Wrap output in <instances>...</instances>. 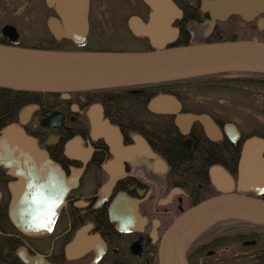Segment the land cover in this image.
<instances>
[{
	"label": "flooded vegetation",
	"instance_id": "flooded-vegetation-1",
	"mask_svg": "<svg viewBox=\"0 0 264 264\" xmlns=\"http://www.w3.org/2000/svg\"><path fill=\"white\" fill-rule=\"evenodd\" d=\"M108 1L115 4L114 13L120 11L116 0ZM204 1L212 0H172L181 11L172 23L178 31L175 43L183 36L189 41L264 42V0H253L251 11L237 5L225 17L204 11ZM103 2L106 0H88V32L83 41L75 42L64 33L65 24L70 22L67 0H0V46L49 51L121 50L88 46L92 26L102 18ZM128 4L135 10L123 22L129 36L125 41H114L149 49V40L135 36L129 20L136 16L146 23L151 9L143 0H129ZM259 79L262 88H246L252 91L247 96L264 104V76ZM170 90L153 93L136 86L115 93L124 95L75 92L68 97L25 99L21 91L0 88V131L19 123L60 174L75 180L54 223L44 231L26 233L9 217L11 187L21 188V177L9 174L0 163V264H29L28 259L36 260V264H160V243L173 220L201 201L225 192L213 184L212 169L232 181L230 192L264 199V190L258 193L237 187L242 145L253 136L264 139V124L253 119L242 128L227 112L220 111L222 116L217 117L218 99L207 97L212 91L199 88L194 97L192 87L184 88L180 92L186 96L179 98ZM165 95L177 99L180 114L210 118L216 131L207 134L201 122L193 121L188 132L182 133L174 113L150 110V105L165 103ZM27 106L33 109L20 124V111ZM93 107L101 110L102 120L117 128L121 141L117 149L91 131L88 111ZM52 113L59 116V124L43 125L42 120ZM228 124L239 133L235 141L233 129H225ZM170 126L189 148L196 143L195 157L200 147L206 153L205 160L197 164V178L183 173L188 165L172 161L169 150L159 144ZM186 257L189 264H264V226L233 220L216 222L190 245Z\"/></svg>",
	"mask_w": 264,
	"mask_h": 264
},
{
	"label": "water",
	"instance_id": "water-1",
	"mask_svg": "<svg viewBox=\"0 0 264 264\" xmlns=\"http://www.w3.org/2000/svg\"><path fill=\"white\" fill-rule=\"evenodd\" d=\"M151 9L148 21L139 17L129 20V27L137 37H147L151 44L147 51H49L0 46V88L21 92L61 93L115 89L139 85L186 80L214 74H264V42L232 40L205 44L171 46L178 31L172 23L181 11L171 0H143ZM253 0L204 1L202 9L212 16L225 17L234 7L252 10ZM69 24L64 33L75 42L85 39L88 32V0H67ZM51 30L53 22L49 21ZM150 110L174 113L176 125L187 133L193 121L202 123L207 134L216 131L210 118L204 115L180 114V104L174 96ZM168 105V106H167ZM33 106L22 108L20 124ZM91 129L105 138L107 144L119 146L114 132L117 128L102 120V114L88 111ZM59 116L52 113L42 120L43 125L57 126ZM235 141L239 135L235 126ZM0 163L9 167V174L21 177V188L11 187L9 217L13 225L26 233L44 231L51 226L64 203L74 179H65L54 163L41 152L19 124H10L0 132ZM264 140L250 137L241 149L237 187L264 190ZM218 169L211 170L213 184L225 190L205 199L176 217L163 234L160 264H189L186 253L195 239L211 224L219 220H240L264 226V199L230 192L232 181ZM230 184V185H229ZM229 185V186H228ZM36 264V260H26Z\"/></svg>",
	"mask_w": 264,
	"mask_h": 264
},
{
	"label": "trees",
	"instance_id": "trees-1",
	"mask_svg": "<svg viewBox=\"0 0 264 264\" xmlns=\"http://www.w3.org/2000/svg\"><path fill=\"white\" fill-rule=\"evenodd\" d=\"M210 41H189L186 39L185 36L180 37L178 41L175 43V45H190V44H202V43H208ZM249 74V73H248ZM246 75V74H244ZM225 76V74H214V75H207L202 77H196L186 80H180V81H172V82H164V83H156V84H150L147 86H143V88L146 90V92H156L157 90H167L171 89L170 91H175V94L182 98L183 96H186L185 94H182L180 91L184 88H191L192 89H201V90H209V91H217L219 93H229L233 94V92L238 93L242 92L243 89L250 88V89H261L262 83L259 84L258 82L261 81L259 78L263 77L262 74L257 73H251L247 76ZM182 88V89H181ZM123 89L125 88H115V89H108V90H95V91H89V92H83V93H90L95 94L97 96L102 95H124L123 93L115 94L116 92H123ZM181 89V90H180ZM264 89V88H263ZM73 94V93H72ZM139 95V94H138ZM21 96H24L25 99H27L28 96H34L39 97L40 99H52L59 97V93H31V92H21ZM225 96V95H224ZM220 107H222L220 105ZM205 105L203 106V109L200 111H204ZM225 111L224 109H222ZM226 112V111H225ZM174 127L170 126L168 127L169 133L165 135L164 137L159 139V144L163 145L169 150L170 153V159L172 161H175V163L183 164L185 163L188 165V167L185 169L183 173L189 176L198 177L196 174L197 164L199 163V160H205L204 154H206L200 147L199 155L195 157L192 152L194 150V146L196 143H193V146L189 148V146H186L182 143L180 138L178 137V134L174 132ZM159 135H162L160 133ZM162 141V142H161ZM202 145V144H201Z\"/></svg>",
	"mask_w": 264,
	"mask_h": 264
},
{
	"label": "rangeland",
	"instance_id": "rangeland-1",
	"mask_svg": "<svg viewBox=\"0 0 264 264\" xmlns=\"http://www.w3.org/2000/svg\"><path fill=\"white\" fill-rule=\"evenodd\" d=\"M118 4V8L120 11L113 12L112 8H116L115 4L112 1L106 0V2L102 3L100 22L96 23L92 28L93 31L89 36L88 46L91 49H95V47H110L113 49L122 48L123 50H138V47L134 44H124L122 42L116 43L114 40L125 41L129 36V32L124 25L123 22L133 14L135 11L130 7L128 1L125 0H116ZM104 4V5H103ZM205 44V43H204ZM121 49V50H122ZM149 85V84H147ZM147 85H139V86H147ZM108 90V89H101ZM199 89H194L191 91L194 97H196V93ZM95 91V90H92ZM89 92V91H83ZM252 91H248L247 89H243L242 92L229 94V93H219L217 91L210 92L207 97H214L218 100L216 103L217 109L216 113L219 117L223 112H227L228 117L236 123L240 125L242 128H245V124H250L253 119L255 121L261 122L264 124V113L259 115L258 113L264 112V104L259 101L257 98H253V96H247ZM212 94V95H211ZM225 95V96H224ZM192 96V95H188ZM199 97V96H198ZM203 97V96H202ZM192 105V104H191ZM220 105L222 107H220ZM224 109L225 111H223ZM220 111L222 113H220ZM220 113V114H219ZM222 116V115H220Z\"/></svg>",
	"mask_w": 264,
	"mask_h": 264
},
{
	"label": "bare ground",
	"instance_id": "bare-ground-1",
	"mask_svg": "<svg viewBox=\"0 0 264 264\" xmlns=\"http://www.w3.org/2000/svg\"><path fill=\"white\" fill-rule=\"evenodd\" d=\"M143 38H147V37H143ZM148 39V38H147ZM149 40V39H148ZM93 108H96V107H93ZM12 124H19V123H12ZM21 126V125H20ZM113 126V125H112ZM5 127H7V126H5ZM4 127V128H5ZM4 128H2V130L4 129ZM1 130V131H2ZM0 131V132H1ZM91 131H92V129H91ZM24 132V131H23ZM25 133V132H24ZM1 134V133H0ZM26 134V133H25ZM27 135V134H26ZM113 135L115 136V141H116V143L119 145V144H121L120 142V138H118L117 137V134H116V132H114L113 133ZM28 136V135H27ZM29 138H31V139H33L32 137H30V136H28ZM100 137V136H99ZM101 138H103V137H101ZM105 139V138H104ZM34 140V139H33ZM106 141V140H105ZM35 142V141H34ZM106 143H108L107 141H106ZM35 145H36V142H35ZM109 145V144H108ZM37 146V145H36ZM113 150H115V149H117L118 148V146H112V145H109ZM37 148H38V146H37ZM41 152H45V151H43V150H41V149H39ZM7 169H8V171H10V168L9 167H6ZM54 168L56 169V170H58L59 168L58 167H56L55 166V164H54ZM66 179V178H65ZM75 181V180H74ZM171 225V224H170ZM190 247V246H189Z\"/></svg>",
	"mask_w": 264,
	"mask_h": 264
}]
</instances>
